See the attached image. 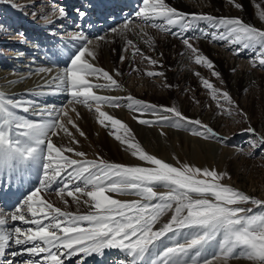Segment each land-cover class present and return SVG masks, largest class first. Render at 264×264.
I'll return each mask as SVG.
<instances>
[{"label":"snow or ice","instance_id":"obj_1","mask_svg":"<svg viewBox=\"0 0 264 264\" xmlns=\"http://www.w3.org/2000/svg\"><path fill=\"white\" fill-rule=\"evenodd\" d=\"M142 4L143 7L135 13L136 17H139L144 25L181 39L189 59L194 58V63L205 67L212 77L221 78L215 63L194 45L193 38L173 32V27L178 26L182 32H187L193 27L192 21H209L214 31L204 32L205 38L210 36L213 42L222 41L229 46L242 45L245 49L257 50L258 65L254 60L252 67L264 68V30L245 23L238 17L218 18L207 14L182 12L169 6L165 0H142ZM235 7L242 9L243 6L235 3ZM76 11L83 18L85 13L79 9ZM66 14L61 8L60 16L64 17ZM260 19L264 20V12L261 13ZM156 20H162L163 25L155 23ZM130 26L129 22H125V29ZM112 32L117 33V29L113 28ZM144 35L147 36V33L145 32ZM81 39L86 38L81 37ZM148 41L151 42V37H148ZM127 43L133 46L134 57L139 55L151 65L162 67L157 60L145 56L140 49L135 48L132 40H128ZM88 44H92V41L88 40ZM239 53L240 49L236 48L234 54L239 55ZM85 54L95 58L93 50L87 46L81 47L70 60V65L66 67L65 75L53 79H59L61 84L67 85L70 103H82L89 107L94 105L95 112L100 117L98 120L100 125L107 126L106 122H110L111 128L116 133L123 130L126 135L114 134L111 131L109 134H114L117 141L126 145V150L130 151L133 157L146 162L151 167L111 163L102 159L97 161L70 158L65 152H74L76 157H83L85 153L75 151L71 147H58L53 140L42 139L52 130V125L56 122L55 115L49 114L43 121L25 125L28 128L24 133L29 141L27 149H20L19 142L14 146L10 134L5 139L0 125V174L5 170L11 172L18 165L26 164L37 151H42L43 160L40 187L32 190L14 212L6 213L0 210V255L3 254L8 241L14 237L17 246L32 245L21 247L20 253H14V255L27 253L38 258L29 261L28 264H64L65 258L70 260L80 254L102 255L105 249L121 250L131 258L130 264H138L150 248L155 252L158 247L156 242L164 238L172 240L173 246L165 247L160 251L156 259L152 260V264H188L186 258L192 250H196V255L192 257L195 261L203 250L220 237V252L213 255L212 259L222 254L227 264L228 258L235 254V249L240 248L248 259L264 264V214L248 215L250 209L236 207L245 202L261 205L264 201L253 199L242 191L221 183L227 173H218L208 168L201 169L189 164L176 167L148 154L138 142H135L131 129L120 119L102 111L101 105L119 107L122 99H127L129 101L127 107L137 113L133 119L141 125L170 124L176 128L184 125L185 130L192 135L205 140H215L221 144L230 140V137L222 136L212 126L199 119L185 116L174 106L155 105L132 96L121 98L97 95L93 91L94 88H119L120 84L108 71L95 67L93 63L84 59ZM160 55L163 56V53ZM124 59L125 57L122 56L121 61ZM40 71L43 72L44 69ZM193 74L199 79L201 86L212 93L217 114L226 113L231 116L235 111L238 115L246 117V113L239 108L227 91L215 88L213 83L200 72L195 71ZM116 75H120L119 70H116ZM147 75L163 76V73L147 72ZM90 76L102 78L106 83L93 84L88 79ZM166 86L171 87V85ZM221 100L227 102V108ZM23 110L28 111V108L24 107ZM145 114H151L156 119L140 118ZM70 124L77 128L81 136H84L77 125L72 121ZM63 131L71 136L68 128ZM244 131L252 134L253 138L249 143L253 149L264 150V134L257 135L255 129L251 127ZM58 134L59 131L55 135ZM72 140L78 143L74 137ZM251 155L252 153H249V156ZM61 182L63 186L56 191V195L65 204H67V200L64 199L66 193L79 205L80 196L76 195L79 193L88 198L83 203L89 205L92 210L86 214L72 213L56 207L53 202L39 195L42 189H51L54 184ZM158 185L168 191L158 193L154 190ZM106 193L134 195L139 199L122 201ZM154 200L157 202L152 203ZM173 209L171 219L163 223L158 230H154L161 217ZM240 213L245 214L240 215ZM9 216L12 222L19 221L31 227L25 229L15 226L11 232L6 233L3 226L6 225ZM184 229L189 230L187 235L191 238L181 243L177 237L184 234ZM169 233L172 234L170 237ZM78 264H82V260L78 261ZM121 264L124 262L121 261ZM203 264H210V260H203Z\"/></svg>","mask_w":264,"mask_h":264},{"label":"bare ground","instance_id":"obj_2","mask_svg":"<svg viewBox=\"0 0 264 264\" xmlns=\"http://www.w3.org/2000/svg\"><path fill=\"white\" fill-rule=\"evenodd\" d=\"M112 1L113 0H0V65H2L3 62H6L9 66L11 65L9 67L3 64V66L0 67V87L3 86L0 89V101L2 99L7 100L9 95L13 94L15 91L25 89L19 93L25 94L24 98L26 99V104L27 102L29 104L30 100L36 98L41 101L39 105L42 106L40 111L45 110L43 113H46V111L50 113L54 112L55 106L58 110L63 107V112L65 110V114L61 117L60 122L52 125V130L42 139L44 141L53 140L58 147H71L75 151L85 153L83 157H76L74 152H65V155L70 158L98 161L101 157L106 156L104 159L108 161V159L110 160L115 156L121 157L122 155L123 160L129 161L130 158H128V160L127 153L124 152L127 148H123L121 143L114 138V134L121 133L122 136L126 135L123 130L116 133L115 130L111 128L110 122H106L107 126L101 125V128L96 127L100 126L96 117L98 113L88 112V109L85 108L86 106L82 103H70L71 98L67 92V85L61 84L59 79H53L54 77L59 78L64 76L66 67L70 65V60L77 54L81 47L87 46L90 50L95 52V58L93 59L85 54L84 59H87L93 64L97 62V65L101 66L103 69L109 67L114 69L115 72L116 70L120 72V75L114 77L120 84V87L116 88L118 89V93H115L116 91L112 89L94 88L93 91L97 95L114 96L115 93L120 97L122 96V98L132 96L155 105H166L171 100L176 103V107L187 117L190 116V106L193 107L192 109L195 110L196 114L199 113L206 117V121L209 122L211 126L221 131L224 130L222 133L230 137L231 135L228 133L229 131H227L228 127L225 128V126L228 125V123L230 124L232 119L228 121L229 119H220L216 117V115L214 116L216 112L213 108H211L210 111H203L206 104H204L205 99L200 95L202 91L200 90L199 84L201 85V83L193 72H200L203 77L209 79L210 82L213 83L214 87H221L222 90L233 93L234 100L243 96L240 98V101L250 99V103H253L252 94H250L253 91H256L257 94L264 95V78L262 73L257 69H250L251 67L247 60L236 57L237 55L234 54L236 48H231L232 46L228 45L226 47L224 44L219 47L209 43L207 39L194 41V45L215 63L216 70L221 73L220 79L212 77L211 73L205 67L194 63V58L189 59L185 54L187 49L183 47L184 45L181 39L177 40L162 35V32L159 33L158 30H152L153 28L151 29L150 26L148 27L147 25L145 26L141 23H137L135 19L139 17H136L135 13L143 7L142 0H115V3ZM165 2L168 3L169 6L186 13L207 14L218 18H242L244 22L247 23L251 21L255 27L264 30V20L260 19L261 13L264 12V0H165ZM235 3L241 4L243 6L242 9H237ZM61 8L67 13L64 17L60 16ZM77 9L85 13L83 18L77 14ZM59 19L65 20L67 25L59 24ZM125 22L130 23V28H124ZM114 24L116 25L114 26ZM195 24L199 25L198 27L205 26L204 21H195ZM57 25H59L58 28ZM110 25H113V28L117 29V33H113L112 30H110L103 34L104 29L110 27ZM23 28L25 32L20 36L19 29L22 30ZM37 28V36L30 39L32 41V43H29L30 46L27 45L28 43L26 41L29 38L27 39L23 36L26 34L31 35V32ZM56 28L64 32V34H58ZM66 28H68V30H66ZM197 30L200 31L202 35L204 32H208V29L205 30L203 27ZM145 32L147 36L144 35ZM81 37L86 39H81ZM148 37H151V42L148 41ZM88 40H91L92 44H88ZM128 40H132L135 48L140 49L145 56L157 60L162 67L151 65L148 60L143 59L139 55L134 57V48L128 45ZM12 49L16 52L9 53V57H5L4 54ZM125 50L127 51L126 54L124 53ZM161 53H163V56L160 55ZM121 55H126L124 62L117 61L120 59ZM11 57H13V59H11ZM4 58H7V60H4ZM41 69H44V71L41 72ZM37 71L39 72L38 74H36ZM147 72L163 73V76L153 75L150 77L147 75ZM45 80L50 83L47 84ZM89 80L93 84L106 83L102 78L97 79L91 76ZM11 84H13V86L9 87ZM166 85H171V87H167ZM31 86L38 90L34 91L33 89V91H28L26 87H30L29 89H31ZM13 87L16 88L13 89ZM196 101H199L198 105H196ZM124 102L126 104L122 106L126 109L116 108L112 111L105 107H101V110L109 115L113 114V117L120 119L131 129L133 134L134 131H151V127L144 128L133 119V116L137 115V113L127 107L129 103L127 99H122L123 104ZM1 103L0 125H2L5 139H7L10 134L14 146L19 142L20 149L29 148V141L24 135L27 131L23 132L20 129H14L12 127L8 121V112L4 105L5 102H3L4 104ZM18 110L20 112L22 111L19 107ZM124 112H126V115ZM44 115L45 114H42L41 116ZM143 116L144 117L140 118H152L151 114H145ZM130 119H132V121ZM71 121L83 131L84 136H81L77 128L70 124ZM17 122L19 125L23 123V121L20 120ZM97 123L98 125H96ZM27 124H30L29 119L25 120V125ZM57 124L58 126H56ZM67 128L71 136L64 133L63 129ZM153 129L160 130V128ZM57 131H59V134L55 135ZM110 131L114 134L110 135ZM93 132H97L98 134V137L95 139L92 138ZM167 132L172 134L170 136L172 137V144L186 143L190 151L197 149L196 144H198V142H200V144L202 143V145L211 146L220 150L217 144L197 140V138L190 137L186 131ZM108 136L109 139L105 140ZM162 136L163 131L159 137L153 133L154 140L156 138L160 139ZM72 137H74L78 143L73 142ZM135 138L147 144L146 137L138 136ZM231 153L234 152L230 150L229 154ZM29 166V171H23V173H25L23 177L25 179H28L29 176L31 177V180L34 182V190L40 187L43 171L42 151L33 153ZM7 176L17 178L19 175L2 173L0 174V179L6 178ZM62 186L63 182L54 184L51 189H42L39 195L53 202L56 207H60L62 210L72 213L86 214L92 210L89 205L83 203V201L88 200V198L79 193L76 194L80 196L81 202L79 205L74 203L73 198L68 197L66 193L64 199L67 200V204H65L60 197L56 195V191ZM81 186L83 185L81 184ZM106 194L111 197V193ZM14 211L15 209L11 212ZM173 211L174 209L163 216L160 222L156 224L154 230H158L163 223H167V221L171 219ZM7 225H9V227L4 229L6 233L11 232L15 226L25 229L31 227V225L23 224L19 221L15 223L12 222L10 216L4 226ZM31 246V244L17 246L14 243L13 237L5 246V249L9 250V252L6 251L9 253L6 255L8 257L5 258L0 255V261L3 260L4 264H28L29 261L38 258H34L27 253L18 255H14V253H20L21 247ZM17 256L25 257V261L18 262L16 260ZM145 257L146 254L138 264H146L144 262ZM80 260H82V264H121V261H123L124 264H130L131 258L121 250L105 249L102 258H100L98 254L86 256L80 254L70 260L65 258L64 264H78ZM212 264L225 263L224 261L220 262L217 260L215 263L212 262ZM227 264L239 263L235 261Z\"/></svg>","mask_w":264,"mask_h":264},{"label":"rangeland","instance_id":"obj_3","mask_svg":"<svg viewBox=\"0 0 264 264\" xmlns=\"http://www.w3.org/2000/svg\"><path fill=\"white\" fill-rule=\"evenodd\" d=\"M241 20L244 22V20L242 18H241ZM247 23L250 25H253V23L251 21H248ZM141 24H143V21ZM21 31L25 32L24 28ZM158 32L161 33L160 31H158ZM162 35H163V32H162ZM26 42L28 43L27 45H29V43H32V41L30 39H28ZM192 42H194V41H192ZM183 47L185 48V46H183ZM248 49L251 50V52H250L251 57L247 60L249 62L250 67H251L250 69H252V70L257 69L258 71H260L262 73L263 78H264V68H261L260 66L252 67V63L254 60H256V63L258 65V60L256 59L257 50H254L252 48H248ZM15 52L16 51L12 49L9 52H7L6 54H4V56L9 57V53H15ZM124 53L126 54L127 51L125 50ZM122 56L126 58V55H121V57ZM121 57L119 60H117L118 62H124V60L121 61ZM11 59H13V57H11ZM239 59H242V58H239ZM3 64H6L7 66H9V64H7L6 62H3L2 65H0V67H2ZM97 64L98 63L96 62L94 64V66L98 67V68H102L101 66H99ZM19 66H20V64H19ZM104 70L108 71L111 75H113V77L117 76L114 69H111L109 67L108 68L105 67ZM11 72H10V74H11ZM38 73L39 72L37 71L36 74H38ZM27 74H28V72H27ZM15 75H17V74H15ZM89 78L90 77H88V79ZM18 82H20V81H18ZM46 83L49 84L50 82L46 81ZM12 86H13V84L9 85V87H12ZM2 87L3 86H1L0 89ZM199 87H200V90L202 91L200 95L203 99H205L204 104H206L205 106H207V107L204 106L203 111H210L211 108H213V109H215V112H216L214 114V116L216 115V117H219L220 119H229L228 121H230L232 119L230 124L228 123V125L225 126V128H227V127L229 128V129L227 128V131H229L228 133H230V135H231L230 140H228L224 144H221L215 140L214 141L213 140H205V139H202V138H199V137L192 135L189 131L185 130L184 125H182L180 128H176V127L171 126L170 124H152L151 126L140 124V126H142L144 128H150L151 127L150 128L151 131H143V132L134 131L135 137L144 136L147 138V144L145 142L137 140L136 138H135V142H138L141 145V148L144 151H146L148 154L154 155L157 158H160L163 161H165V162H167L173 166L180 167L182 164H189L193 167H199L201 169L208 168L210 170H216L218 173H227V176H225L221 180V183H223L226 186H231L236 190L242 191L243 193H245L246 195L250 196L253 199L264 201V150L259 149V148L253 149L249 143L250 139L253 138L252 134L244 131L248 127H251L253 129H255V132L257 135L264 134V95L257 94L256 91H253L252 93H250V94H252L253 103H250V101H249L250 99L246 100V101H240V98L243 96L236 98V100H234L233 99V97H234L233 93L227 91L230 94V96L232 97V99L239 105V108L242 109L244 113H246V117L242 116V115H238L235 111H233V114L231 116L227 115L226 113L224 115H218L216 102L212 99V93L210 92V90L203 88L200 84H199ZM15 88L16 87H13V89H15ZM29 88L30 87H26V89L28 91H30V90L33 91V89H34V91L38 90L36 88H33L32 86H31V89H29ZM215 88L221 89V87H215ZM24 90L25 89L20 90V91H15V92H13V94H15V95L11 94V95H9L8 99L4 98L7 100L2 99L0 101V103L2 102L1 104H4L3 102H5V104H11V105L7 106L9 118L11 119L12 117H15L17 115L19 117V119H21L22 117H24V115H22V111H24L23 110L24 107H27L29 112L34 111L33 114L35 115V117H39V115L45 114L44 116H41L42 117L41 121H43L44 118H46L50 112L46 111V113H43V112H45V110L40 111V108L42 106L39 104H41V101L37 100L36 98L33 100H30L29 104L27 102V104H28L27 105L26 99L24 98L25 94L19 93V92H22ZM112 90L116 91L115 93H118V89L112 88ZM223 91H225V90H223ZM16 93L20 94V95H17ZM115 93H114V96H118ZM58 94H60V93H58ZM118 97H120V96H118ZM121 98H122V96H121ZM221 103L224 104L225 108L228 107L226 101L221 100ZM125 104H126L125 102L123 104L121 101V105L119 107H111L107 104L101 105V107H105V108L113 111L116 108L126 109L124 107ZM198 104L199 103H197L196 105H198ZM122 105H124V106H122ZM46 106H47V104H46ZM85 106H86L85 108L88 109L87 110L88 112L96 113L94 105L92 107H89L87 105H85ZM165 106L176 107V103H174V101L170 100L168 102V104H166ZM18 107L22 109L21 112L18 110ZM55 107H54L55 111L51 112L50 114L56 116V122L55 123H58V122H60L61 117L65 114V110L63 112V107H61L60 110L56 109ZM189 108H190L189 111L191 110L189 112L190 118L199 119L203 123L209 124L211 126V124L206 121L207 120L206 117H204L202 114H199V113L196 114L195 110L192 109L193 107L189 106ZM56 113H59V115H56ZM124 113L126 115V112H124ZM193 113H195V114H193ZM29 114H32V112H30ZM112 116H113V114H112ZM96 117L98 120L100 119L99 115L98 116L96 115ZM141 117H144V116L142 115ZM9 118H8V121H9ZM155 119L156 118H154V116H152V118L148 117V120H155ZM130 120L132 121V119H130ZM208 120H210V119H208ZM29 121H30V119H29ZM30 124H31V121H30ZM96 125H98V123ZM56 126H58V124ZM12 127H15L16 129L20 127V129H22V126H19V125H14ZM96 127L101 128V125L96 126ZM212 127L216 130V132H218L222 136H225V137L229 136V135L226 136L222 133L224 130L221 131L219 129H216L214 126H212ZM153 128H160V130L153 129ZM161 129H163V130H161ZM23 131H25V130L23 129ZM27 131H28V128H27ZM162 131H163L162 138H160V139L156 138L154 140L153 139V133L159 137V136H161ZM167 131H175V132H185L186 131L190 137L197 138V140H202L205 142L217 144L218 148L220 150H217L211 146L202 145V143L200 144V142H198V144H196L197 149L190 151L187 148L186 143L185 144H176V143L172 144V141H171L172 137H170L172 134L167 132ZM120 135H121V133H120ZM96 137H98L97 132L96 133L93 132L92 138L95 139ZM106 139L108 140L109 136L106 137L105 140ZM122 146H123V148H127L126 145H122ZM230 150L233 151L234 153L229 154ZM124 152L127 153V159L130 158L131 161L129 159H128L129 161L123 160L122 155H121V157L115 156L114 158H111L110 160L108 159V161L107 160L106 161L111 162V163H120V164H124V165H139L142 167H151L146 162H141L136 157H133L131 155L130 151L125 149ZM249 153H252V155L249 156ZM104 157H106V156L101 157V159L105 160ZM201 178H203V177H201ZM154 190L157 191L158 193H164V192L168 191L163 186H159V185L155 186ZM193 196L195 198V194H193ZM111 197L114 199L122 200V201H131V200L139 199V197L134 196V195L116 194V193H111ZM208 198L212 199L211 197H208ZM156 202L157 201H155V200L152 201V203H156ZM236 207H241V208H244L246 210L250 209L251 211L247 212L248 215L264 214V204L254 205L251 202H245V203H241V204L236 205ZM169 211L171 212V210H169ZM168 212H166L164 214V216ZM244 214L245 213H240V215H244ZM155 226H154V228H155ZM188 232H189L188 229H184L183 230L184 234L177 237V240L179 242L183 241L181 243H184L187 239H190L191 237L189 235H187ZM171 235H172L171 233L168 234L169 237ZM219 239H220V237H217V240L215 242H213L210 247H207L205 250H203L201 256L196 257L195 261H193L191 264H203V260H205V259H209L210 264H212V262L215 263V261H217V260H219L220 262L224 261V263H225V260L222 256V254L216 255V258L212 259L213 255L218 254L220 252ZM156 243L158 245V247H157L158 250L156 249L154 252L151 248L149 249V253L154 254V256L152 258L153 260L156 259V255L160 251H163V249L165 247L173 246V244L170 242V239L162 238V241H158ZM189 255H192L194 257L196 255V250H192L189 253ZM102 256H103V254L100 255V258H102ZM235 261L238 262L239 264H259L258 261L248 259L247 256L245 255V253L240 248L235 249V254L228 258L227 263H230V262L232 263Z\"/></svg>","mask_w":264,"mask_h":264}]
</instances>
